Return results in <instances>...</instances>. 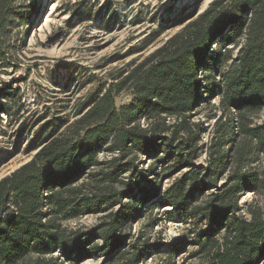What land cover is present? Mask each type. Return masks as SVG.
Wrapping results in <instances>:
<instances>
[{"label": "trees", "instance_id": "obj_1", "mask_svg": "<svg viewBox=\"0 0 264 264\" xmlns=\"http://www.w3.org/2000/svg\"><path fill=\"white\" fill-rule=\"evenodd\" d=\"M24 1L0 0L7 116L20 92L1 87L2 74L18 66L14 37L34 10ZM123 93L131 98L118 104ZM217 98L206 161L197 163L202 126L193 112ZM87 102L73 121L43 125L37 153L0 179V264H144L154 250L165 254L158 264H175L186 245L199 264L264 258V214L250 207L246 217L240 205L248 192L264 195V121H256L264 111V0L211 1ZM161 209L191 226L187 238L151 242L144 228L160 222L153 211ZM88 214H102L100 222L65 225Z\"/></svg>", "mask_w": 264, "mask_h": 264}, {"label": "rangeland", "instance_id": "obj_2", "mask_svg": "<svg viewBox=\"0 0 264 264\" xmlns=\"http://www.w3.org/2000/svg\"><path fill=\"white\" fill-rule=\"evenodd\" d=\"M211 1L25 0L34 10L14 37L18 66L2 74L1 87L7 91L19 89L20 99L11 102L12 116L0 114V179L37 153L45 140L44 132L38 135L43 125L78 118L90 107L87 101L91 96L116 82ZM182 18L184 23L179 22ZM130 98V94L123 93L116 101L126 103ZM201 105L193 112V119L201 121L202 149L197 163L204 164L206 144L220 114L219 99ZM256 121H264V111ZM170 182L166 180L164 187ZM240 205L246 217H250V207L260 208L264 214V195L248 192ZM153 212L161 220L152 229L144 228L151 242L165 245L189 236L188 223L164 218L163 209ZM101 215L88 214L65 225L90 228L100 222ZM139 226L138 222L133 224L134 236L139 234ZM193 248L186 245L176 254L174 263L199 264L200 259L191 256ZM163 258L164 253L154 250L144 264H158ZM101 260L87 259L83 264H98ZM257 264H264V258Z\"/></svg>", "mask_w": 264, "mask_h": 264}]
</instances>
